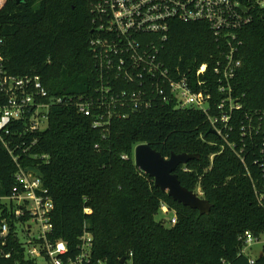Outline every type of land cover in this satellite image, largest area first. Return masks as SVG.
<instances>
[{"label": "trees", "instance_id": "obj_1", "mask_svg": "<svg viewBox=\"0 0 264 264\" xmlns=\"http://www.w3.org/2000/svg\"><path fill=\"white\" fill-rule=\"evenodd\" d=\"M96 1L23 0L18 4L0 0V55L5 71L18 78L40 76L51 99L88 98L95 104L92 118L69 104L52 106L48 128L18 139L25 127L22 122L7 138L14 145L31 146L28 155H16L22 165L36 166L44 175V187L55 205L49 241L64 242L69 256L75 258L86 228L93 238L95 263L129 264L133 255L134 264H249L247 256L240 255L244 246L240 237L247 232L255 237L264 234V205L256 191L264 190V9H252L251 24L237 33L235 46L242 67L231 84L233 99L242 109L233 114L232 132L213 134L208 115L160 102L137 111L133 105L113 106L105 132L94 126L102 82L92 42L104 37L94 23ZM144 40L157 44L160 62L173 74L178 69L185 72L194 88H198L200 66L208 67L199 80L205 83L202 88L212 92L210 116L218 117L225 96L218 92L214 69L228 49L209 26L175 21L166 41L156 35H146ZM110 90L122 99L125 90L137 87L112 82ZM251 121L252 137H243L241 128H248ZM148 144L163 158L184 153L199 157L176 174L183 188L194 193L201 189L212 205L210 215L202 217L174 201L136 167V147ZM29 154L47 155L50 163L34 161ZM17 171L0 140V223L10 224L7 237H0L4 252L0 264H39L27 253L30 216L17 218L13 203L2 201L11 195ZM162 205L175 211L174 226L167 228L157 220ZM8 254L11 257L6 259ZM257 262L264 264V258Z\"/></svg>", "mask_w": 264, "mask_h": 264}, {"label": "built area", "instance_id": "obj_2", "mask_svg": "<svg viewBox=\"0 0 264 264\" xmlns=\"http://www.w3.org/2000/svg\"><path fill=\"white\" fill-rule=\"evenodd\" d=\"M256 7L264 9V0H97L92 8L96 17L94 23L98 24L96 29L104 37L92 42L102 82L101 99L96 105L100 113L94 117L95 128L109 131L113 106L129 108L133 105V110L137 111L140 108H151L153 102H160L174 103L182 111L203 112L208 115L212 130L218 136H222L228 129L232 132L233 114L242 109V105L233 99L234 88L231 84L237 69L242 67L241 61L237 59L238 48L235 42L239 30L251 24L253 15L250 12ZM175 21L185 24L206 23L214 38L228 49L224 53L225 59L218 61L214 69V74L218 75V92L225 96L218 106L221 112L218 117L210 116L212 92L202 88L205 83L199 80L201 75L206 74L208 67L200 66L196 73L198 88H194L185 72L178 69L173 74L160 62L157 44L144 40L146 35H156L161 42L166 41L170 25ZM1 44L0 40V46ZM2 62L0 55V140L18 169L16 185L11 195L2 201L13 203V215L17 218L30 216L28 229L31 231V240L27 247L28 257L37 261L40 259L42 264H106L101 260L94 262L93 238L86 228L80 237L77 247L79 252L75 258L69 256L64 242L54 244L49 241L48 236L53 229L51 213L55 208L54 201L44 187V179L27 172L29 168L40 169L36 166L25 167L20 162L21 156L16 155L18 152L28 155L31 146L14 145V141L7 139L12 135L13 128L22 122L24 131L15 138L21 139L24 134L48 128L52 106L69 104L77 107L83 116L92 118L94 102L88 98H71L68 102L63 98L51 99L40 76L14 77L5 71ZM112 82L122 83L126 87L133 85L137 90H125L122 93L123 98L120 99L110 90ZM122 118L125 119L126 116ZM252 126V121L248 128L242 126L243 137H252ZM31 144L37 145L36 141ZM29 157L34 161L50 163L47 155L29 154ZM242 162H245L243 158ZM256 191L259 203L264 205V190ZM161 211L166 215L173 212L174 216L169 223L171 226L177 223L176 213L168 206L162 205ZM85 213L92 214L90 209H86ZM34 230L36 234L33 235ZM9 231L8 220L1 221L0 237L6 238ZM240 240L244 245L240 255L247 256L249 264H258V259L264 258V234L255 237L247 232ZM255 247L258 249L254 250ZM254 251L255 255L249 254ZM3 255L4 252L0 250V256ZM5 257L8 259L11 255ZM130 259L129 264H134L133 255Z\"/></svg>", "mask_w": 264, "mask_h": 264}, {"label": "water", "instance_id": "obj_3", "mask_svg": "<svg viewBox=\"0 0 264 264\" xmlns=\"http://www.w3.org/2000/svg\"><path fill=\"white\" fill-rule=\"evenodd\" d=\"M16 1L18 4L23 2V0ZM212 133L216 134L215 131H212ZM198 158V156L188 155L186 153L182 155L172 154L169 158H163L149 144L139 145L134 151L136 167L145 175L154 179L156 188L163 193H168L174 201L184 207L186 206L192 210H197L203 217L210 215L212 205L208 200L200 198L197 193L183 188L179 176L176 174L178 168ZM27 172L34 174L40 179L44 178L42 171L36 168H29ZM122 262L124 263L125 259Z\"/></svg>", "mask_w": 264, "mask_h": 264}, {"label": "rangeland", "instance_id": "obj_4", "mask_svg": "<svg viewBox=\"0 0 264 264\" xmlns=\"http://www.w3.org/2000/svg\"><path fill=\"white\" fill-rule=\"evenodd\" d=\"M214 157L215 156L212 157V160L214 159ZM195 193H197L200 198H202V199L204 198V193L201 192V189L200 188H198ZM173 216H174V213L173 212H170L168 215H166L163 211H161L160 214L157 216V220L160 221V222H162V223H164L165 227L168 228V227L171 226V224L169 223V221L173 218ZM32 233H33V235L36 234L35 233V230ZM257 249H258L257 247L254 248V250H257ZM249 254L253 256V255H255V251L254 252H249ZM38 262H39V264H42L43 263V261L40 260V259L38 260Z\"/></svg>", "mask_w": 264, "mask_h": 264}]
</instances>
